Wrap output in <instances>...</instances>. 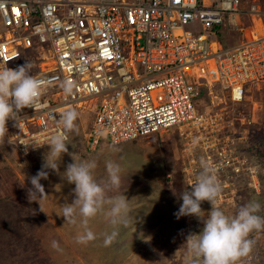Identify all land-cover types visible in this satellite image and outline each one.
<instances>
[{
	"label": "built area",
	"instance_id": "built-area-1",
	"mask_svg": "<svg viewBox=\"0 0 264 264\" xmlns=\"http://www.w3.org/2000/svg\"><path fill=\"white\" fill-rule=\"evenodd\" d=\"M26 64L44 91L18 127L8 121L24 158L64 134L63 113L86 109L90 150L104 136L117 145L176 126L208 161L234 165L221 135L228 102L246 106L244 126L264 124V0H0V68Z\"/></svg>",
	"mask_w": 264,
	"mask_h": 264
},
{
	"label": "rangeland",
	"instance_id": "rangeland-1",
	"mask_svg": "<svg viewBox=\"0 0 264 264\" xmlns=\"http://www.w3.org/2000/svg\"><path fill=\"white\" fill-rule=\"evenodd\" d=\"M189 28L205 31L199 23ZM214 90L217 91L214 94L223 96L217 87ZM204 98L210 102L212 97L205 95ZM204 105L199 101V107ZM245 109L246 106L228 102L230 116L225 117L221 134L233 141L230 145L234 156H239L237 160L232 159L234 165L224 164L216 157L208 161L201 142L186 137L188 132L181 135L176 126L162 134L154 133L117 145H110L104 136L100 147L90 150L86 141L94 112L75 110L77 128L68 140L72 155H62L58 161L59 172L44 169L48 178L40 181L47 194L43 201L45 213L40 211L37 202L29 201L28 189L33 187L30 178L42 169L50 146L24 158L6 137L5 143L0 144V264H185L186 237L199 234L204 224L195 216L177 219L174 214L183 203L181 193L191 191L196 183L202 159L216 169L222 186L217 206L226 215L235 216L242 206L258 202L261 210L257 215L264 217V124L244 126L240 113ZM73 155L77 161H96L94 176L101 184L108 179L106 162L121 166L122 187L109 195L124 194L129 199L128 227L114 229L101 214L90 219L87 225L95 239L86 244L77 243L76 238L85 233V226L79 217L76 224L66 223L63 217V206L76 198L75 185L63 177L67 165L74 163ZM234 166H239L238 171ZM201 207L205 216L211 210L208 201L202 202ZM113 231L118 235L111 245L105 246L106 236ZM249 238L254 241L253 249L242 264H264V230L254 231ZM53 241L58 243V249L52 247Z\"/></svg>",
	"mask_w": 264,
	"mask_h": 264
},
{
	"label": "clouds",
	"instance_id": "clouds-1",
	"mask_svg": "<svg viewBox=\"0 0 264 264\" xmlns=\"http://www.w3.org/2000/svg\"><path fill=\"white\" fill-rule=\"evenodd\" d=\"M43 91L44 81L30 74L29 64L17 69L7 66L0 68V144H4L8 136V121H17L15 126L18 127V115L25 108L39 107ZM77 119L78 113L74 109L61 115L59 124L64 134L51 136L46 143L50 146V151L45 155L42 169L30 178L33 187L28 189V199L30 202H37L42 212L47 194L40 181L48 178V172L44 169L50 168L59 172L58 161L63 154L69 153L67 133L76 130ZM8 143H11V137L8 138ZM31 145L42 146L38 143ZM73 160L74 163L67 165L63 177L68 183L75 185L76 198L71 204L63 206V217L66 218V223L70 224H76L79 217V222L85 226V233L76 238L77 243L86 244L95 239L94 233L87 225L90 219L101 214L114 229L120 226L128 227L131 221L129 199L124 194L109 195L113 191L119 192L122 187L121 166L112 161L106 162L108 179L106 183L101 184L94 176L96 161H77L74 155ZM201 168L192 190L179 196L183 203L174 214L177 219L182 216H195L204 224L199 234H189L186 237L185 264H242L243 258L248 257L253 249L254 241L249 238L250 234L264 230V217L257 215L261 205L258 202H250L242 206L237 215H226L217 206L222 186L216 169L203 159ZM204 201L211 204V210L206 216L201 207ZM117 235L118 232L113 231L106 236L105 246L111 245ZM52 247L58 249L59 245L53 241Z\"/></svg>",
	"mask_w": 264,
	"mask_h": 264
},
{
	"label": "trees",
	"instance_id": "trees-1",
	"mask_svg": "<svg viewBox=\"0 0 264 264\" xmlns=\"http://www.w3.org/2000/svg\"><path fill=\"white\" fill-rule=\"evenodd\" d=\"M15 147V146H14ZM16 149V148H15ZM17 150V149H16Z\"/></svg>",
	"mask_w": 264,
	"mask_h": 264
},
{
	"label": "crops",
	"instance_id": "crops-1",
	"mask_svg": "<svg viewBox=\"0 0 264 264\" xmlns=\"http://www.w3.org/2000/svg\"><path fill=\"white\" fill-rule=\"evenodd\" d=\"M100 147V146H99Z\"/></svg>",
	"mask_w": 264,
	"mask_h": 264
}]
</instances>
